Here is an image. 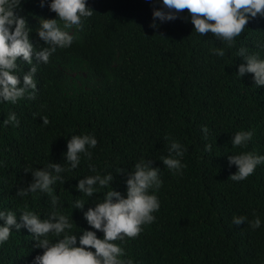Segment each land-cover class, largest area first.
I'll list each match as a JSON object with an SVG mask.
<instances>
[{
    "label": "trees",
    "instance_id": "16d2710c",
    "mask_svg": "<svg viewBox=\"0 0 264 264\" xmlns=\"http://www.w3.org/2000/svg\"><path fill=\"white\" fill-rule=\"evenodd\" d=\"M87 6L94 13L73 45L38 66L35 99L0 105V122L9 110L20 121L0 127V210L10 208L19 216L27 206L43 218L52 210L47 194L15 195L31 180L24 168L44 167L49 159L63 163L66 139L91 132L98 140L92 161L82 158L78 169L64 174L65 183L54 186L62 211L78 227L88 225L80 210L72 213L71 204L74 198L88 200L74 187L91 174L88 164L98 171L108 165L116 175V168L131 170L145 157L162 171L161 207L155 223L123 245L129 256L141 264H264V224L256 230L232 224L234 215L251 220L256 214L264 221V166L234 182L229 176L236 168L226 159L240 151L264 154V88L253 86L251 74L236 76L243 61L234 54L244 46L264 58L258 47L264 43V19L249 22L236 45L217 58L210 49L226 46L210 33H192L194 26L184 19L187 9L181 18L153 29L156 0H88ZM21 8L32 29L39 18H55L40 0H22ZM30 35L43 45L35 31ZM28 70L21 65V71ZM35 113L46 115L49 124L43 126ZM203 125L210 130L207 141ZM242 129L254 130L252 140L233 149L231 135ZM165 136L188 147L183 175L159 161L167 155ZM205 143L212 144L211 152H203ZM123 180L117 176L112 185L122 194ZM73 231H79L75 224ZM30 235L25 229L13 232L0 246V264H31L41 250L32 247Z\"/></svg>",
    "mask_w": 264,
    "mask_h": 264
},
{
    "label": "clouds",
    "instance_id": "9594fccd",
    "mask_svg": "<svg viewBox=\"0 0 264 264\" xmlns=\"http://www.w3.org/2000/svg\"><path fill=\"white\" fill-rule=\"evenodd\" d=\"M158 7L152 10V22L149 27L157 29L160 24L172 22L187 9L185 22L191 23L192 33L201 37L209 33L226 47H213L211 54L223 58L226 49L236 45L237 38L245 32L246 25L257 19H264V0H156ZM22 0H0V105H16L22 100L36 97V74L40 64H48L58 50L70 48L79 33L93 15L87 6L88 0H40V7L47 6L55 18H39L38 27L29 28L27 20L19 13ZM159 21V24L157 23ZM74 30V31H73ZM35 31L38 42L34 44L31 33ZM39 45V47H38ZM258 47L264 50V43ZM243 62L237 65L236 76L241 79L251 74L253 86L264 88V58L259 52H249L241 46L234 53ZM29 70L21 71V65ZM42 125L49 124L46 115L35 113ZM15 111L9 110L3 126H19ZM201 132L207 141L210 130L201 126ZM254 130H239L231 135L233 149L246 148L252 140ZM169 141L167 155L159 157L164 168L175 175H183L186 164L183 163L188 147L178 139L165 136ZM98 145L94 133L73 134L66 139V152L62 153L63 163H54L50 159L44 167L26 166L24 173L31 174L26 187H19L15 193L20 198L30 195L47 194L50 197L51 211L43 216L27 206L19 211L10 208L0 210V246L9 241L13 232L21 229L30 233L32 247L41 250L31 264H141L129 256L123 246L128 240L136 239L146 227L155 223L161 207L158 193L163 185L161 168L153 166L155 161L145 157L132 164L131 170L124 167L115 169L116 175L108 171V165L97 170L88 164L91 174L78 179L75 190L80 197L74 198L73 210H80L88 228H80L68 215L64 214L59 195L54 194L57 182L65 183L64 174L73 172L81 165L82 158L91 162L92 150ZM212 144L205 143L203 152H211ZM228 167L235 166L236 171L229 176L234 182L247 180L258 166H264V154L252 151H240L226 155ZM117 176H123L125 193L112 185ZM105 189L101 197L96 194ZM86 205H92L85 209ZM247 224L252 230L261 228L264 221L253 214L249 220L246 215H234L232 224ZM79 229L73 231V226ZM98 233L102 236L98 237ZM119 242V243H118Z\"/></svg>",
    "mask_w": 264,
    "mask_h": 264
}]
</instances>
